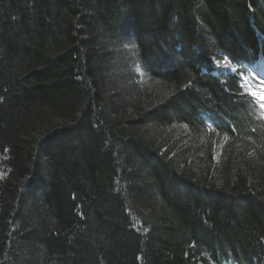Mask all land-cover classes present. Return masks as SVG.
Here are the masks:
<instances>
[{"label": "trees", "instance_id": "trees-1", "mask_svg": "<svg viewBox=\"0 0 264 264\" xmlns=\"http://www.w3.org/2000/svg\"><path fill=\"white\" fill-rule=\"evenodd\" d=\"M263 38L264 0H0V264H264V115L214 64Z\"/></svg>", "mask_w": 264, "mask_h": 264}, {"label": "rangeland", "instance_id": "rangeland-1", "mask_svg": "<svg viewBox=\"0 0 264 264\" xmlns=\"http://www.w3.org/2000/svg\"><path fill=\"white\" fill-rule=\"evenodd\" d=\"M224 66H225V68H229L230 67V65H229V63L228 62H225L224 61ZM260 78V77H259ZM253 80H255V78L252 76V77H246L245 78V83H246V85H250V83L249 82H254L255 84H257L255 81H253ZM251 86V85H250ZM258 91H259V97H261L262 98V104H264V92H261L262 91V89L261 88H259L258 89Z\"/></svg>", "mask_w": 264, "mask_h": 264}, {"label": "bare ground", "instance_id": "bare-ground-1", "mask_svg": "<svg viewBox=\"0 0 264 264\" xmlns=\"http://www.w3.org/2000/svg\"><path fill=\"white\" fill-rule=\"evenodd\" d=\"M238 76V75H237ZM238 81H239V87L243 90V92L245 93V86H244V83L242 82V80L240 79V77L238 76ZM246 94V93H245ZM248 95V94H246ZM262 109H261V112L263 113L264 112V105L260 106ZM3 163L0 162V165H2Z\"/></svg>", "mask_w": 264, "mask_h": 264}]
</instances>
